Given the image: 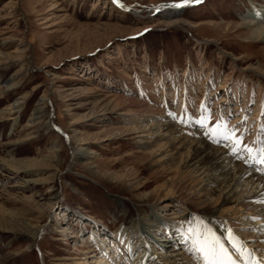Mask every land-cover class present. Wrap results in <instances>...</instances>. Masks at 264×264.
Listing matches in <instances>:
<instances>
[{
	"label": "rangeland",
	"instance_id": "rangeland-1",
	"mask_svg": "<svg viewBox=\"0 0 264 264\" xmlns=\"http://www.w3.org/2000/svg\"><path fill=\"white\" fill-rule=\"evenodd\" d=\"M177 3L0 0V264H101L96 260L107 250L92 241L101 235L107 239L102 247L115 252L106 264H134L137 253L156 264L150 257H161L159 245L145 242V251L129 253L118 234L139 231L147 212L160 221L153 236L159 237L158 227L178 228L181 212L169 179L178 175L181 160L167 171L156 156L167 139L137 142L144 136L135 126L148 121L130 120V108H139L131 99H152L167 115L176 113L178 118L169 117L185 133L198 129L214 144L230 141L216 143L206 135L209 128L197 123L205 109L211 127L223 118L244 140L256 138L250 122L234 121L247 104L242 92L236 100L232 91V62L264 69V44L247 47L249 28L237 27L264 0H192L171 17L159 11ZM8 25L20 33L14 36ZM14 102L20 106L2 112ZM254 107L252 102L249 114ZM189 110L192 127L185 122ZM246 159L239 153L237 160ZM207 202L198 199L197 206ZM203 230L215 235L209 226ZM167 235L179 250L187 249L174 229ZM129 238L142 243L136 234ZM184 256L188 264H203L189 249Z\"/></svg>",
	"mask_w": 264,
	"mask_h": 264
},
{
	"label": "bare ground",
	"instance_id": "bare-ground-1",
	"mask_svg": "<svg viewBox=\"0 0 264 264\" xmlns=\"http://www.w3.org/2000/svg\"><path fill=\"white\" fill-rule=\"evenodd\" d=\"M187 4H180L179 7L174 6L176 4L163 5L159 11L166 17H171L180 13L182 8L187 6ZM262 6L257 8L258 11H252L249 14L251 20L242 22L237 26L238 28H243L244 26L249 28L248 32H244L247 37L245 41L247 47L264 44V8ZM7 30L11 31L14 36L20 33L13 25H8ZM20 43H22V40H20ZM262 48L264 49V46ZM250 58L252 59V57ZM239 63L236 60L232 62V68L236 69L232 91L235 94L236 100L242 92L247 105L246 109H243L242 105L237 104V108L242 109L241 111L238 110L239 113L235 115L234 121L242 123L246 120L252 124V132L256 138L249 141L244 140V142L248 143L255 150V148L259 147V142L256 140L264 136V131L261 130L262 126H264V69L256 65H249L241 69ZM8 83L9 81H6L7 85ZM223 86L224 84L221 87L224 88ZM190 96L192 97L191 94ZM222 100L226 101L227 98L223 97ZM45 102L46 98L41 99L40 106L45 104ZM252 102L255 107L253 108V112L249 114V106ZM129 104L139 107L137 108L138 110L130 108L132 109L131 111L129 110L131 112L130 120L134 122L148 121L144 125L135 126L134 132L141 131L144 136L142 139L137 140V142L141 143L142 146H146L157 139H167V147L165 149L162 148L163 150H160L156 155L160 164L167 166V171H172V165L175 160L178 158L181 160L178 175L169 179L170 185L177 192V197H174L176 201L173 205L179 207L181 212V217L177 220L178 228L172 227V229L170 228L167 231L166 227L164 229L158 227L157 230L160 234L157 238L152 235V230L155 229L157 223L160 224V221L158 222V219L155 217V212L144 213L140 225L137 227L140 229L139 231L133 232V229L131 231L128 229L118 234L123 241H128V245L130 246L129 253L135 252L137 249L142 250V252L145 251L148 248V244L145 242H148L152 243L151 245L157 244L162 249L159 252L161 253V257H158L157 254V256L150 257L156 264L160 262V264H188L189 260L184 256L187 249L196 253L204 264L202 253L197 246H194L193 241L201 231L205 232L203 228L209 226L214 230L215 236L231 245L230 250L236 252L237 259L235 260L240 262V264H243L244 257L233 248L229 238V230H231L232 235L239 238V242H242L243 247L253 252L256 259L261 261V264H264V170H258L264 168V166L257 165L258 168H250L249 164L251 162L244 164L242 160H237L239 155L233 154L230 142L221 145L214 144L207 137H204V133L201 136V132L198 129L191 128L189 131L193 133H185L179 125L180 122L177 123V119H171L163 109L156 107L152 99L150 103L131 99ZM19 106V102H14L4 108L2 112L8 114ZM187 107L189 108V106ZM34 111L36 115L39 114L41 107H36ZM188 112L190 118L183 121L188 124L190 123L189 126L192 127V122H189L191 112L190 110ZM74 151L75 155L82 154L84 147ZM245 153L247 154V152ZM247 159H249L248 154ZM247 188L251 190H247ZM198 199H201V202L202 200H209L210 202L197 206ZM169 205L172 204L166 205L165 209ZM173 229L174 232L178 233L180 239L184 238L187 248L185 251L179 250V247L177 248V241L175 242L173 238L167 235ZM38 230V227L35 228L32 235L35 236ZM129 234H136L137 237L141 236L140 242L142 241V243L136 246L131 238L127 240ZM96 238L97 236L92 240L94 241L93 243H96V247L100 251L107 250L96 261L101 264L111 262L109 258L113 256V248L107 245V247H102L105 240H107L104 235ZM143 238H148V240H143ZM92 248V250H95V246ZM138 254L132 259L133 263L146 264L147 262L142 258V254ZM245 256H247V253H245ZM159 258L161 259L159 260ZM121 262H124V260ZM121 262H114L112 264H121Z\"/></svg>",
	"mask_w": 264,
	"mask_h": 264
},
{
	"label": "snow or ice",
	"instance_id": "snow-or-ice-1",
	"mask_svg": "<svg viewBox=\"0 0 264 264\" xmlns=\"http://www.w3.org/2000/svg\"><path fill=\"white\" fill-rule=\"evenodd\" d=\"M114 2L118 3L119 0H114ZM189 2H192V0H179V3L174 6L179 7L180 4ZM169 115L176 118V113L174 112H170ZM210 120H212L211 112L205 109V114L197 120V123L201 127L209 128V132L206 135H209L213 142L230 141L233 154L239 155L241 152H247L249 159H246L245 163L251 162L264 166V140H260L259 147L254 150L252 146L244 142L243 136L238 134L239 130L237 127H229L227 121L223 120V118H218L213 128L207 123ZM181 122H184L183 119ZM261 130L264 131V126H262ZM258 170H264V168ZM229 238L233 248L244 257L243 264H261V261L256 259L253 252L243 247L242 242H239V238L231 234V230H229ZM193 243L202 253L204 264H240V262L233 259L220 238L212 234L210 230L208 232L201 231ZM245 253H247V256H245Z\"/></svg>",
	"mask_w": 264,
	"mask_h": 264
},
{
	"label": "water",
	"instance_id": "water-1",
	"mask_svg": "<svg viewBox=\"0 0 264 264\" xmlns=\"http://www.w3.org/2000/svg\"><path fill=\"white\" fill-rule=\"evenodd\" d=\"M57 129V128H56ZM57 130H59V129H57ZM59 131H61V130H59Z\"/></svg>",
	"mask_w": 264,
	"mask_h": 264
}]
</instances>
